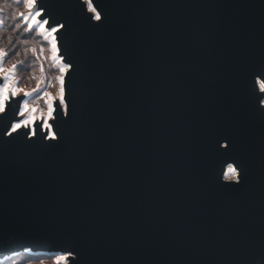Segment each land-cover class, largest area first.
<instances>
[{"label": "water", "instance_id": "1", "mask_svg": "<svg viewBox=\"0 0 264 264\" xmlns=\"http://www.w3.org/2000/svg\"><path fill=\"white\" fill-rule=\"evenodd\" d=\"M92 3L40 0L67 112L0 114V260L264 264V0Z\"/></svg>", "mask_w": 264, "mask_h": 264}, {"label": "rangeland", "instance_id": "2", "mask_svg": "<svg viewBox=\"0 0 264 264\" xmlns=\"http://www.w3.org/2000/svg\"><path fill=\"white\" fill-rule=\"evenodd\" d=\"M20 2L21 6L16 7L11 0H0V20L3 21V24L0 25V50H3L7 55L6 58V55L0 58V68H3V72H0V75L8 73L14 64L17 65V67L18 63L24 65V71L22 73H19V71L17 72V68L14 73H10L8 82L10 85L18 87L21 90L18 93H31L26 97L24 103V105H28V110L25 111L24 105L22 108L24 120H27L28 117L33 114L35 117L48 116V97L45 93H49L53 97L59 96L60 82L57 77L61 75L59 69L62 65H60L56 59H53L51 38H49L50 42H48L45 41L43 36L38 34L41 37L39 39L34 32L33 36H30L26 40H16V42H13L12 39H17L16 36L18 35L15 31H18V33L26 32L25 28L16 27L17 24L23 22L20 19L16 21V16L18 17L20 12L27 14L28 10L23 0ZM18 43H20V47L24 45L27 48H18V46H16ZM21 52L24 53V56H20ZM34 88L37 89L36 92L32 91ZM33 108L36 109L35 113L32 112ZM228 175L232 176L233 174L229 173ZM65 263V256L63 254H55L51 255V257H42L36 262L29 261L27 264Z\"/></svg>", "mask_w": 264, "mask_h": 264}, {"label": "snow or ice", "instance_id": "3", "mask_svg": "<svg viewBox=\"0 0 264 264\" xmlns=\"http://www.w3.org/2000/svg\"><path fill=\"white\" fill-rule=\"evenodd\" d=\"M25 7L29 10L27 14L24 12H20L19 19L23 21L24 28L29 32L35 31L37 28L39 29V33L44 36L45 41H48L51 38V49L53 52V59H56V53L58 52V40L57 34L59 30L64 27V25L54 22L51 19H45L46 16V9L40 4V0H23ZM87 7L91 9V12L94 14V18L96 20H101V13L97 11L96 7L93 5L92 0H86ZM3 24V21L0 20V25ZM17 28L21 27L20 24L16 25ZM35 51V50H33ZM6 53L3 50H0V58H3ZM61 60L64 58L61 56ZM17 68V65H12V68L9 70L8 73H4L2 77H0V114H6L10 104L17 96V93L21 90L18 87L10 85L8 82L10 73H14ZM42 68V66H41ZM72 68V65L68 62H64L63 66L60 67L59 71L61 75L57 77L60 82L59 88V96L58 98L53 97L49 93H45L48 97L47 99V113L48 117L54 119V112L59 110L61 112H67V104L65 99V73L68 72L69 69ZM0 72H3V68H0ZM257 80H260L262 76H264V68H261L259 73L254 74ZM38 87V86H37ZM261 91H264V83L260 85ZM33 92H36L37 89H33ZM31 93L24 92V96H28ZM259 103L264 105V100H260ZM25 111L28 110V105H24ZM36 109H32V112L35 113ZM261 111L264 112V108H261ZM27 128L28 135H36L38 129H48L46 138H50L52 140L57 139V134L54 130H52L53 125L48 122L47 119L42 117V123H36L35 115H31L28 117L27 120H15L9 126V134L13 132H17V130ZM227 147V145H225ZM231 168V166H230ZM235 171V168H232ZM239 180V176H238ZM25 251H29V249H25ZM71 256V253L69 254Z\"/></svg>", "mask_w": 264, "mask_h": 264}, {"label": "trees", "instance_id": "4", "mask_svg": "<svg viewBox=\"0 0 264 264\" xmlns=\"http://www.w3.org/2000/svg\"><path fill=\"white\" fill-rule=\"evenodd\" d=\"M12 2H13V4L16 6V7H19V6H21V2H17V1H15V0H11ZM15 20L16 21H19V18L16 16V18H15ZM20 25H21V27L22 28H24V26H23V24H22V22H20ZM35 32V34H36V37L37 38H41L39 35H38V33H37V31L35 30V31H33V32H31V33H29L27 30H26V32H19L18 33V31H15V33H17L18 35L16 36V38L17 39H15V38H13L12 40H13V42H16V40L18 41V40H21V41H23V40H26V39H28L30 36H33V33ZM42 41V40H41ZM43 42V41H42ZM44 43V42H43ZM16 46H18V48L20 47V43H18V45H16ZM26 46H24V45H21V47L20 48H25ZM27 48V47H26ZM20 56H24V53L23 52H21L20 53ZM7 57V55L5 56V58ZM25 69H26V67H25ZM27 69H28V67H27ZM19 71V73H22L23 71H24V65L21 63H18V67H17V72ZM42 257H51V255H45V254H32V253H28V252H20V253H17V254H14V255H11V256H9V257H7V258H4V259H1L0 260V264H27L29 261L30 262H36V261H38V260H40V258H42Z\"/></svg>", "mask_w": 264, "mask_h": 264}]
</instances>
